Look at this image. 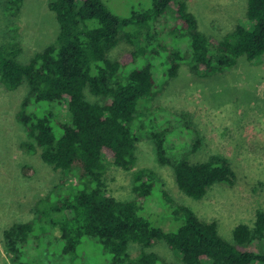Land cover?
<instances>
[{"label": "trees", "instance_id": "16d2710c", "mask_svg": "<svg viewBox=\"0 0 264 264\" xmlns=\"http://www.w3.org/2000/svg\"><path fill=\"white\" fill-rule=\"evenodd\" d=\"M128 4L124 12L116 9L118 14L104 0H49L59 24L52 42L27 62L18 59L17 43L0 46V83L8 90L27 84L17 113L30 139L26 145L31 151L37 146L44 162L72 175L68 187L61 188L62 180L35 203L33 220L3 230L6 252L13 264H41L37 257L43 252L77 262L92 249L108 264H156L155 253L131 256L128 246L149 247L163 239L184 264H264V211L256 212L252 226L236 225L229 241L215 221L201 220L187 205L164 203L160 212L144 211L143 204L160 193L150 170L134 173L133 197L126 200L110 194L104 181L108 164L133 168L138 134H144L153 141L158 163L171 167L186 195L199 199L211 185L233 182L225 155L190 159L201 141L189 112L151 107L149 99L158 66L165 77H174L181 63L209 74L232 67L239 57L263 56L264 0H247L248 24L237 25L215 44L185 0ZM163 17L173 19L164 32L167 45V36L160 38L155 27ZM119 38L133 48L109 58ZM87 87L99 101L85 97Z\"/></svg>", "mask_w": 264, "mask_h": 264}, {"label": "rangeland", "instance_id": "374dc122", "mask_svg": "<svg viewBox=\"0 0 264 264\" xmlns=\"http://www.w3.org/2000/svg\"><path fill=\"white\" fill-rule=\"evenodd\" d=\"M104 1L117 13L116 9L124 12L129 8L128 0ZM185 1L200 30L214 44L237 25L248 24L247 0ZM171 25L172 17H163L155 25L160 38L167 36L164 37L166 45L169 35L164 32ZM58 30L49 0H18L17 5L13 0H0V46L17 43L20 61L27 62L46 47L55 39ZM178 46L187 57L189 50L185 41L181 40ZM132 48L126 39L119 38L107 56L119 58ZM154 74L157 86L149 99L150 106L189 112L201 141L190 159L196 162L213 154L225 155L235 172L234 180L211 185L199 199L190 197L176 185L171 167L158 163L153 141L138 134L135 165L123 170L108 164L104 174L105 188L118 199H130L134 173L139 169L150 170L160 193L153 194L143 204L144 211L160 212L164 203L187 205L201 220L215 221L220 235L233 241L232 231L236 225L252 226L256 212L264 211V55L253 61L239 57L232 67L209 74L194 73L187 63L180 64L174 77H165L161 66ZM27 92L25 82L15 90H8L0 83V264H13L3 244V230L16 222L33 220L35 203L46 197L55 185L64 182L60 185L65 188L72 181V175L43 161L40 148L36 146L31 151L26 145L30 139L17 113ZM84 94L90 101L100 100L88 87ZM128 251L131 256L142 251L153 252L158 257L156 264H184L163 239L149 247L130 243ZM84 253L77 262H70L60 254L48 257L45 252L37 260L41 264H108L99 249Z\"/></svg>", "mask_w": 264, "mask_h": 264}]
</instances>
